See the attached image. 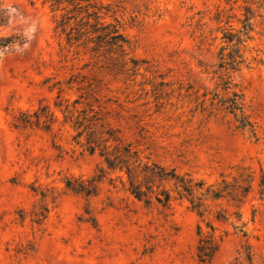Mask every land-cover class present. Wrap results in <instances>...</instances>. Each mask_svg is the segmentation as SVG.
<instances>
[{"label": "rangeland", "instance_id": "rangeland-1", "mask_svg": "<svg viewBox=\"0 0 264 264\" xmlns=\"http://www.w3.org/2000/svg\"><path fill=\"white\" fill-rule=\"evenodd\" d=\"M54 6L0 0V38L15 41L0 49V264H264V2ZM245 7L252 27L228 42ZM97 16L129 41L127 65L94 32ZM40 104L55 113L51 131L13 127L14 114ZM162 169L168 179L154 174ZM174 175L225 179L232 192L196 191L201 217ZM71 178L91 194L69 190ZM166 192L168 206L157 200ZM209 235L219 248L202 262Z\"/></svg>", "mask_w": 264, "mask_h": 264}, {"label": "trees", "instance_id": "trees-1", "mask_svg": "<svg viewBox=\"0 0 264 264\" xmlns=\"http://www.w3.org/2000/svg\"><path fill=\"white\" fill-rule=\"evenodd\" d=\"M264 2V0H262ZM52 2V6L54 5L61 6L62 4L69 2L73 3L75 5H80L82 0H50ZM245 18L243 20H240L243 23V30H239L236 33L230 32L229 35L225 37L228 42H234L236 40V44H241L244 42L243 35L246 34L245 32L251 29L252 23L251 20L253 19L254 15L252 12V9L250 7H245ZM5 12H3L4 14ZM97 22L94 25L95 26V33H97L98 38L101 40H105L106 43L113 46L121 55L122 57V63L126 64V58L128 56V52L126 50V46L128 45L129 41L126 39V37L123 35V33L120 30V27L116 24H102L99 21V16L96 17ZM5 20L2 17L0 19V23H3ZM102 24V25H100ZM101 26V27H100ZM102 29V33H100V29ZM15 44V41L13 40V37H2L0 38V49L5 51V49L12 47ZM223 59L226 60V57H223ZM133 63L134 67L138 66V61H135L134 59H130ZM230 60L234 61L235 64H237V60L235 57L230 56ZM233 108L234 111H237L240 109V107H237L239 104H241V101L239 99V95L235 94V98H233ZM57 107L61 108L63 113L66 115H72L73 111L68 107L65 109H62L61 105L56 104ZM69 117V116H68ZM55 113L49 108L47 105L40 104V106L34 110H20L18 113L14 114L13 116V127L16 129H41L45 131H51L52 125L56 120ZM78 124V122H76ZM129 153L132 152L131 148L126 149ZM135 154L136 152H132V154ZM131 154V155H132ZM106 162L110 167H112V161L109 157H105ZM121 170H124L122 167H120ZM130 174V169H128ZM156 176L162 179H168L169 176H171L169 173H165V170L162 169V172H154ZM172 178H177L176 186L179 188V194L181 197L187 198L191 204L192 208L201 216H204L203 211V199L201 197H198L196 194V191H201L203 195H212L214 199H221L226 197L227 195H230L232 192V187H230L232 184L231 182H228L227 180L223 179L222 183H218L215 185H208L206 186L205 182L200 183H194L193 179H186L183 177H179L177 175L172 176ZM255 180V176L252 173H248L246 175V187L242 190V193L244 195H249L250 192L253 190V182ZM77 182V184H76ZM260 185L264 186V180L260 182ZM66 187L75 193H84L86 195L91 194V191L86 189L85 187V180L82 178H78L76 181L73 180V178L68 179ZM132 193L135 194L137 198L140 200L143 199V191H139L137 188L131 189ZM171 193L166 192L163 194V198L159 195L157 197V200L162 203L164 206L170 205L171 202ZM34 215L36 217H39L40 214L35 212ZM218 220H222V217H217ZM214 229V227H212ZM200 232L202 231L201 226H199ZM218 245L217 242H215V239L211 237L210 235L207 237H201L200 245H199V257L202 262H207L212 259V257L216 254L218 251Z\"/></svg>", "mask_w": 264, "mask_h": 264}]
</instances>
